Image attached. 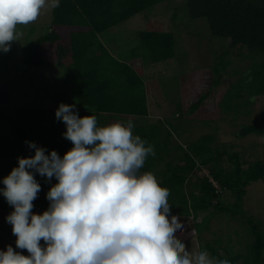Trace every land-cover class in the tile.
Segmentation results:
<instances>
[{"label":"trees","instance_id":"16d2710c","mask_svg":"<svg viewBox=\"0 0 264 264\" xmlns=\"http://www.w3.org/2000/svg\"><path fill=\"white\" fill-rule=\"evenodd\" d=\"M170 1L60 0L59 7L51 10L47 31L23 46L22 62L16 68V75H0V126L11 133L8 135L0 128V180L10 173L6 162H11L13 169L18 166L17 157L34 155L25 141L36 142L48 151L56 150L61 157L72 147L71 141L62 135L66 131L65 124L55 118L58 107L19 105L16 100L28 96L22 90L29 85L27 74L32 68H48L56 59L58 62L69 59L71 68L65 83L78 103L79 116L96 115L101 126L136 118L134 134L152 144L155 151L154 156L147 157L141 171L155 173L160 186L172 197L169 207L173 214L191 216L198 234L207 227L213 210L229 214L247 225L249 238L241 251L221 245L219 239L216 246L201 242V250L227 258L231 264H263L264 228L260 222L242 214L241 204L246 186L253 181H264V160L257 157L249 162L247 155L241 159L237 152L212 148L208 145L213 140L210 134L201 135L186 148L179 143L170 147L176 127L165 120L145 119L149 116L147 92L155 86L154 82H159V79L151 81V75L144 73L146 66L173 58L178 62L182 60L181 53L176 52V44L180 45L179 34L165 30L162 23L150 15L155 8ZM181 5L191 32L200 34L205 28L209 47L216 44L222 48L209 66L210 85L198 94L188 111H196L214 92L220 72L226 71L231 62L227 54L234 48L249 62L245 70L230 71L239 76L232 89L223 95L220 106L234 114L239 113L240 107L247 108L245 113L249 116L253 98L264 96V0H181ZM179 9L172 10V20L178 17ZM136 16L145 20L143 27L132 28L139 44L123 49L115 37L116 31ZM198 19L206 20L208 28ZM224 40L229 43L227 48L222 47ZM44 43L55 46V55L40 51ZM108 46L118 49V58L109 53ZM184 53L187 56V51ZM6 60V53H0V72ZM60 80L56 76L54 84L58 85ZM176 107L179 110L180 104ZM142 119L145 121L141 122ZM252 135L264 137V113L242 124L235 137L248 139ZM224 156L229 167L218 163ZM201 168H206L208 173H198L192 181L195 171ZM36 179L41 191L33 201V209H47L46 193L57 181L53 178L48 183L39 174ZM3 187L0 183V188ZM226 191L234 196L233 203L223 198ZM0 208H13L3 195H0ZM220 250H224L223 254Z\"/></svg>","mask_w":264,"mask_h":264},{"label":"clouds","instance_id":"9594fccd","mask_svg":"<svg viewBox=\"0 0 264 264\" xmlns=\"http://www.w3.org/2000/svg\"><path fill=\"white\" fill-rule=\"evenodd\" d=\"M60 0H0V53L23 35L19 25L36 21ZM89 111V110H88ZM55 118L72 147L61 157L33 141L34 155L17 157L0 183V195L13 207L16 249L0 250V264H231L207 249L193 252L186 231L169 207L172 197L152 171H141L154 146L134 134L132 120L101 126L96 115L79 116L76 103H60ZM36 174L50 183L48 207L37 214L41 191ZM217 186V183L213 181ZM183 238V239H178ZM43 241V243H41Z\"/></svg>","mask_w":264,"mask_h":264},{"label":"rangeland","instance_id":"374dc122","mask_svg":"<svg viewBox=\"0 0 264 264\" xmlns=\"http://www.w3.org/2000/svg\"><path fill=\"white\" fill-rule=\"evenodd\" d=\"M174 7H179L180 9L178 17L172 20L171 16ZM150 15L152 16L151 18L159 20L165 30H171L179 34L178 42L180 45L176 44V52L181 53L182 60L178 62L177 59L173 58V60L146 66L144 73L151 75V81L159 79V82H154L152 85L155 86H151L147 92L149 116L145 119L148 118L152 122H157L159 119L165 120L176 127V131H172L170 147H174L175 144L179 143L186 148L189 143L197 141L201 135L210 134L213 136V140L208 145L212 148L220 150L225 148L231 153L237 152L241 159L247 155L246 159L249 162L255 161L257 157L264 160V137L256 135H252L248 139L235 137L242 124L250 122L253 117L264 113V96L253 98L249 116L245 113L247 108L240 107L239 113L234 114L231 111H224L222 106H220L223 95L232 89V84L239 76L238 73L232 74V70H245L249 59L239 56L238 50L230 49L227 58L231 62L226 71L220 72L219 83L215 87L214 92H211L200 107L191 113L188 111L189 105L196 101L198 94L204 92L210 85L212 78L209 66L212 65L216 55L222 51V48L216 44L209 47L205 36V28L202 29V32H199L200 34L191 32V29L187 26L188 17L181 5V0H172L164 3L155 8ZM50 20L51 11H44L36 21L18 26V31L22 32L23 35L18 41L11 43V48L6 53L5 67L1 70L0 75H9V77L10 75H16V68L22 62L23 46L27 41L36 39L44 34L47 31ZM199 20H202L208 28L206 20L198 19V22ZM144 23L145 20L143 18L136 16L126 24L123 23V28L116 31L115 37L122 44L123 49H126V47L133 48L139 44L132 28L143 27ZM127 29L132 30L128 31ZM228 44V41L224 40L222 47L227 48ZM39 49L51 55L56 53L55 46L48 43H44ZM107 49L114 58H118L116 54L118 49L116 50L113 46H108ZM185 51H187V56L184 53ZM125 58H128V55ZM70 62L71 60L69 59L62 62H58L56 59L51 67L32 68L27 74L29 85L22 90V93L24 91L28 96L16 99L17 103L19 105H36L46 108L58 107L60 103H76L78 108L79 106L73 97L72 90L65 83L68 81L66 75H69L70 72ZM56 76L61 79L58 85L54 84ZM161 76L166 77L161 78ZM5 79L6 76L1 81ZM178 104H180L181 110L180 108L179 110L176 109ZM181 111L182 113L179 114ZM129 119L133 122L137 121L135 117H129ZM144 121V119L141 120V122ZM0 128L6 134L11 135L9 130L7 131L2 126ZM225 159L226 156L218 163L229 167L230 163ZM5 164L6 168L11 171L13 164L11 162H6ZM198 173L206 175L208 171L206 168H201L198 172L195 171L194 176L191 178L192 181L195 180V176H198ZM223 198L231 203L235 200L234 196L228 191L223 193ZM13 210V208H0V250L6 251V246L12 245L15 250L28 255L27 250L16 249V237L12 234V226L6 222L5 217ZM44 210L46 209H33L32 211L40 214ZM241 212L245 217L249 216L255 222H260L264 228V181H253L246 186ZM173 216L180 220L181 225L186 227V231L193 230L192 238L184 239V243L193 252L201 250V242L216 246V240L218 239L221 241V245L231 246L237 252L242 250L244 243L249 238L246 233L247 225L226 213L218 214L213 210V216L207 227L202 229L199 234L195 231L194 221L191 216H178L175 214ZM219 252L223 254L224 250Z\"/></svg>","mask_w":264,"mask_h":264}]
</instances>
